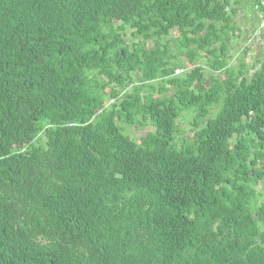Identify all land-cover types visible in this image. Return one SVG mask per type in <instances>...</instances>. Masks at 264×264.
Returning a JSON list of instances; mask_svg holds the SVG:
<instances>
[{"label": "trees", "instance_id": "obj_1", "mask_svg": "<svg viewBox=\"0 0 264 264\" xmlns=\"http://www.w3.org/2000/svg\"><path fill=\"white\" fill-rule=\"evenodd\" d=\"M244 1L0 0V264H264Z\"/></svg>", "mask_w": 264, "mask_h": 264}, {"label": "rangeland", "instance_id": "obj_2", "mask_svg": "<svg viewBox=\"0 0 264 264\" xmlns=\"http://www.w3.org/2000/svg\"><path fill=\"white\" fill-rule=\"evenodd\" d=\"M250 1L245 0L242 2L235 21L238 24V31L236 32V37L233 38L230 45V55L232 57L231 63L237 64V58L241 56L243 50L248 48L249 52L246 57V63L248 65L255 64L258 58L260 62H264V26L263 23H258V13L250 9ZM177 34L174 32L173 36ZM203 66L206 68L205 60ZM261 63L257 64L256 69L260 68ZM193 66L184 61L179 65L177 74L183 72L185 69H190ZM208 69V68H207ZM255 70L250 72V75L254 73ZM112 102V101H111ZM185 129L189 130L190 126L188 123L184 126ZM124 132L129 135L132 139L139 141L141 137L146 135L149 132H153L154 128L146 124L144 126H123Z\"/></svg>", "mask_w": 264, "mask_h": 264}, {"label": "bare ground", "instance_id": "obj_3", "mask_svg": "<svg viewBox=\"0 0 264 264\" xmlns=\"http://www.w3.org/2000/svg\"><path fill=\"white\" fill-rule=\"evenodd\" d=\"M97 8V7H96ZM101 12V11H100ZM101 14V13H100ZM100 17V16H99ZM102 19V18H101ZM111 19V18H110ZM99 20V19H98ZM104 20H106V18L104 19ZM107 24H108V22H107ZM105 56V55H104ZM90 57V56H89ZM94 61V60H93ZM102 62V61H101ZM93 63V62H92ZM96 63V62H95ZM95 63H94V66H95ZM90 64V63H89ZM85 65V64H84ZM92 70H93V68H92Z\"/></svg>", "mask_w": 264, "mask_h": 264}, {"label": "built area", "instance_id": "obj_4", "mask_svg": "<svg viewBox=\"0 0 264 264\" xmlns=\"http://www.w3.org/2000/svg\"><path fill=\"white\" fill-rule=\"evenodd\" d=\"M262 7H263V11H264V2H262ZM263 26H264V23H263Z\"/></svg>", "mask_w": 264, "mask_h": 264}]
</instances>
